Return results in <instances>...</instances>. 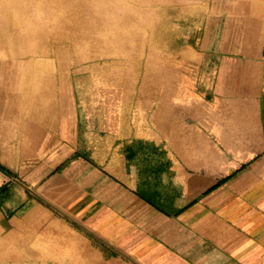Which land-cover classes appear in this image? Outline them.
Returning a JSON list of instances; mask_svg holds the SVG:
<instances>
[{
    "label": "rangeland",
    "instance_id": "374dc122",
    "mask_svg": "<svg viewBox=\"0 0 264 264\" xmlns=\"http://www.w3.org/2000/svg\"><path fill=\"white\" fill-rule=\"evenodd\" d=\"M252 21L264 27V0H0V264L135 262L137 239L148 245L136 203L86 210L75 149L98 167L119 153L114 196L133 181L168 194L166 99L196 76L189 66L211 64L207 46L227 52L230 31ZM133 115L155 122V152L117 136Z\"/></svg>",
    "mask_w": 264,
    "mask_h": 264
},
{
    "label": "crops",
    "instance_id": "0c3cea01",
    "mask_svg": "<svg viewBox=\"0 0 264 264\" xmlns=\"http://www.w3.org/2000/svg\"><path fill=\"white\" fill-rule=\"evenodd\" d=\"M256 22L230 31L227 52L207 46L211 64L189 66L196 76L166 99L162 169L171 189L161 199L152 181H133L134 192L114 196L124 176L119 153L98 167L75 149L74 164L87 169L74 170L75 183L92 187L86 210L103 217V202L136 203L131 223L148 234V245L140 249L137 239L130 264H264V27ZM142 117L120 119L117 136L155 152V122Z\"/></svg>",
    "mask_w": 264,
    "mask_h": 264
}]
</instances>
